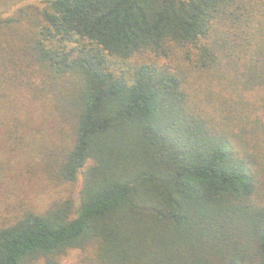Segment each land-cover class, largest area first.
Here are the masks:
<instances>
[{"label": "trees", "instance_id": "16d2710c", "mask_svg": "<svg viewBox=\"0 0 264 264\" xmlns=\"http://www.w3.org/2000/svg\"><path fill=\"white\" fill-rule=\"evenodd\" d=\"M32 7L0 15V187L41 121L78 190L6 203L0 264H264V0Z\"/></svg>", "mask_w": 264, "mask_h": 264}, {"label": "rangeland", "instance_id": "374dc122", "mask_svg": "<svg viewBox=\"0 0 264 264\" xmlns=\"http://www.w3.org/2000/svg\"><path fill=\"white\" fill-rule=\"evenodd\" d=\"M41 0H0V15L7 17L9 15H14L17 13L19 7H29L26 10L29 11L32 6H38ZM30 5V6H28ZM30 77V75H29ZM1 107V104H0ZM35 122V123H34ZM53 122H41L33 121L31 124V129H27V135L24 133L22 141L24 142L17 150L12 152L8 157L7 154L3 155L2 158L8 161V165H13V174L11 169L7 171L5 186L0 187V211L2 216H0V221L5 217L4 207L8 202L18 203V206L35 207L37 210L44 209L51 201L54 199L66 195L72 194L74 197L77 194L78 183L65 184L61 183L60 180L55 179V177L50 173L48 166L45 163L38 164L34 161L35 158L40 156L38 146L45 147L44 145L49 142V140L56 136V128ZM53 131L55 134L51 133ZM35 150L31 153L32 156L28 154L30 150ZM30 163L28 171L22 170L21 168ZM78 258L77 252L73 251L63 257L61 262L63 264H73ZM75 260V261H74ZM37 264H45L43 261H39Z\"/></svg>", "mask_w": 264, "mask_h": 264}]
</instances>
